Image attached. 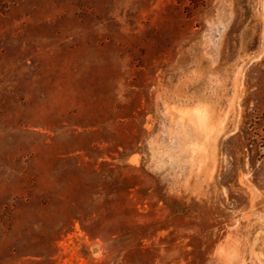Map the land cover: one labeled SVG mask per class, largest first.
Here are the masks:
<instances>
[{
  "label": "rangeland",
  "instance_id": "1",
  "mask_svg": "<svg viewBox=\"0 0 264 264\" xmlns=\"http://www.w3.org/2000/svg\"><path fill=\"white\" fill-rule=\"evenodd\" d=\"M0 264H264V0H0Z\"/></svg>",
  "mask_w": 264,
  "mask_h": 264
}]
</instances>
